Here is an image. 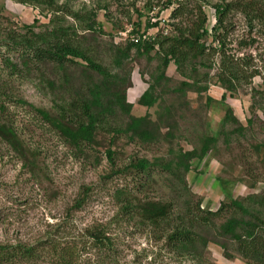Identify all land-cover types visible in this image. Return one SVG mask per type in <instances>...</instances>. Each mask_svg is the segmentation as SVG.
Masks as SVG:
<instances>
[{
	"label": "rangeland",
	"instance_id": "1",
	"mask_svg": "<svg viewBox=\"0 0 264 264\" xmlns=\"http://www.w3.org/2000/svg\"><path fill=\"white\" fill-rule=\"evenodd\" d=\"M179 3L184 13L173 19ZM225 4L232 6L214 31V6ZM55 6L0 0V40L26 28L60 27L108 76L80 60L24 67L0 47V129L10 119L21 148L12 149L0 130V246L35 249L31 259L18 256L12 264L59 262L54 246L73 249L71 264H251L236 239L248 221L264 232V0H55ZM197 8L205 17L204 45L218 48L215 37L224 39V61L237 72L229 91L217 80L218 53L206 50L181 69L170 62L162 70L161 52L128 43L135 32L158 41L175 27L188 28ZM249 73L256 75L248 79ZM145 91L150 105L139 100ZM82 101H94L97 116L85 145L57 128H76ZM39 111L57 125L42 121ZM140 160L148 164L144 171L136 167ZM148 203L165 206L167 219L143 218L138 208ZM223 205L229 207L218 218L193 219L192 245L167 242L187 208L196 214V206L205 213Z\"/></svg>",
	"mask_w": 264,
	"mask_h": 264
},
{
	"label": "trees",
	"instance_id": "2",
	"mask_svg": "<svg viewBox=\"0 0 264 264\" xmlns=\"http://www.w3.org/2000/svg\"><path fill=\"white\" fill-rule=\"evenodd\" d=\"M238 1L240 2L242 0ZM16 2L22 4L43 5L50 10L55 8V10L58 11V8L55 6V0H16ZM166 5H170L169 1ZM246 5H250V3ZM231 6L232 4H225L223 7L220 5L214 6V19L216 23L214 31L220 27L222 19L228 13ZM183 8V4L179 3L170 12V17L173 19L180 17L184 13ZM69 13L72 15V18L76 17L73 16L75 13ZM197 13L196 20L192 22L188 28L181 29L175 27L173 30L174 35L161 38V40L158 41L153 40L148 43L141 42L133 44L129 41L128 43L130 46H142L146 52L152 50L161 52L162 58L160 68L162 70L165 69L170 62H172L176 70L181 69L185 62L189 59L201 57L206 50L212 53H218L221 56L222 61L220 64V71L217 74V80L226 90L229 91L231 88L229 82L231 79H236L235 75L237 72L234 73L233 64L231 65L227 63L229 61H224V39H219V36L217 35L215 39L217 38L219 47H206L202 40L203 37L207 35V30L204 28L205 17L198 8ZM135 33L133 36L136 35ZM68 38V34L65 33V30L60 29V27H56L55 29L44 33H33L29 28H26L24 34H15L12 32L6 34L5 37L0 40V47L2 46L7 50L5 53V55L7 54V57H9L8 55L10 53V56L15 60H19L24 67L47 63L60 68L65 65H73L76 60H80L93 72L103 77L108 76V72L103 67L91 61L85 53L79 47L75 46ZM3 61L6 66L9 64V58L5 57ZM255 75L249 73L247 77L250 79ZM260 94L264 97V82ZM148 98L149 96L145 91L141 94L139 100L141 101V104L150 105L151 102L148 101ZM94 101L97 103L96 97L94 98ZM94 101H89L88 103L85 101L81 102L79 117H77V119H79L77 120L76 128L73 131L69 132L65 128L62 129L60 126H57V128L62 131V134L68 136L70 142L74 144L82 143L83 145L89 143L88 137H90V134L95 130V125L97 123V116L91 111V107L94 106ZM20 102L21 101H19V103ZM0 112L4 114V106L2 104H0ZM38 115L42 121L51 124L52 127L57 125V123L52 121L47 114L39 111ZM138 121L139 119L132 121V127L136 125ZM5 126L7 127L0 129L3 130L1 134L3 138L2 140H4L12 149L21 150L18 146L16 134L12 129L13 124L10 119H8V123ZM147 166L148 164L144 160H140L136 164V167L140 171L146 170ZM172 176H174V174H172ZM262 201L264 204V198H262ZM231 204L243 213V209H241L237 202H231ZM146 206L148 208L147 211ZM146 206H142L138 208V210L142 217L147 221H150L152 224H158L167 219L168 215L165 206L149 203L146 204ZM228 207L229 206L223 205L220 209L214 212L207 211L203 213L199 210L198 206H196V214L186 207L187 210L185 211V214L177 220L178 225H176L167 236V242H171L174 247L179 246L180 248H184L185 245H192L196 239V235L191 231L193 219H196V217L201 214L207 216L209 219L218 218L223 208L228 209ZM127 209L128 208L125 210ZM254 220H256V222L260 221L259 219L257 220L256 217H254ZM258 229L259 228H257L253 222L248 221V223L244 224L243 234L236 239V250L242 258L248 260L251 264H264V232ZM93 239L95 241L97 237H93ZM34 250L33 246H22L17 249L8 246H0V264H12L13 259L18 256L23 260H29L33 257ZM53 251V256L58 257L59 262L51 264H71L73 262L71 259L73 249L54 246Z\"/></svg>",
	"mask_w": 264,
	"mask_h": 264
},
{
	"label": "built area",
	"instance_id": "3",
	"mask_svg": "<svg viewBox=\"0 0 264 264\" xmlns=\"http://www.w3.org/2000/svg\"><path fill=\"white\" fill-rule=\"evenodd\" d=\"M126 34L125 35L122 34V35H124V37L126 38ZM153 40H154V36H151L150 32H143L139 35L130 36L128 41L132 42L133 44H137L141 42H151Z\"/></svg>",
	"mask_w": 264,
	"mask_h": 264
}]
</instances>
